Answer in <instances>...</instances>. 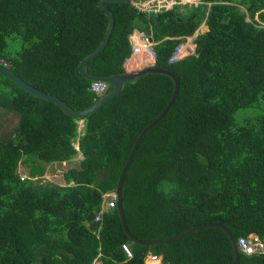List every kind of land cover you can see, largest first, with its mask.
Listing matches in <instances>:
<instances>
[{
  "label": "trees",
  "instance_id": "trees-1",
  "mask_svg": "<svg viewBox=\"0 0 264 264\" xmlns=\"http://www.w3.org/2000/svg\"><path fill=\"white\" fill-rule=\"evenodd\" d=\"M97 1L0 0V61L72 110L91 105L99 96L76 66L106 27ZM200 2L154 13L131 3L107 6L112 31L86 70L122 74L128 36L137 31L151 38L153 66L178 81L172 104L142 136L125 172L123 219L141 241L217 224L235 242L257 237L264 247V0ZM202 21L206 31L193 39V55L169 64ZM172 91L160 74L127 82L78 134V120L0 75V109L17 116L15 128L0 135V264H143L146 255L159 257L158 264H232V245L216 228L143 246L123 233L116 205L94 221L101 195L114 192L136 137ZM77 153L81 159L61 173L63 185L42 180L44 165L70 163ZM237 264H264V254L238 251Z\"/></svg>",
  "mask_w": 264,
  "mask_h": 264
},
{
  "label": "water",
  "instance_id": "water-1",
  "mask_svg": "<svg viewBox=\"0 0 264 264\" xmlns=\"http://www.w3.org/2000/svg\"><path fill=\"white\" fill-rule=\"evenodd\" d=\"M138 1H140V0H98L96 3L97 9L99 11H101L106 18V27H105L102 39H101L100 43L98 44L97 48L94 49L91 53L84 56L78 62L77 66H76V71L83 79H85L89 82H102V83L107 84V86L110 88V90L108 92H106L105 94L101 95L96 101H94L91 105L87 106L86 108L81 109V110H72L64 102H62L59 98H57L53 95L41 92V91L31 87L30 85L23 82L20 78L15 76L10 70H8L7 68H5L1 65H0V75L3 76L4 78L8 79L9 81H11L14 85L18 86L20 89H22L23 91H25L29 95H31L35 98L41 99L43 101H47V102L52 103L65 116L78 120V122L80 124L83 123V120L85 118H87L89 115H91L96 110H98L106 102H108L112 98L116 97L121 92L122 87L125 83L135 81L138 78H140L144 75H147V74H160V75H164V76H167L168 78H170L172 81V84H173V91H172V95H171L169 101L167 102V104L165 105L163 110L159 113V115L149 125H147L136 137V139L133 143V146L131 148V151H130L124 165L122 166L120 173L118 175L117 181H116V186H115L113 193H114L115 198H116V211L118 213V217L120 220L121 229H122L123 233L128 237L130 242L135 243V244H139V245H143V246H150V245H155V244H161V243L165 244V243L171 242L173 240L181 238V237H183V236H185L191 232L197 231V230L202 229V228H216V229L221 230L222 232H224L227 235V237H228V239L232 245V248H233L232 264H237L238 249H237L236 243L233 240V238L231 237V235L229 234V232L220 225L205 224V225L197 226V227H194L190 230H187V231H185V232H183L177 236H174V237H171V238H168L165 240H160V241L137 240L131 234H129V232L127 231V228L125 226L122 208H121V187H122L125 172L131 163L135 149L138 146L142 136L144 134H146V132L150 128H152L164 116L167 109L172 104V102L176 96V93H177L178 81L172 72H169V71L163 70V69H156L153 66V64L147 65V66L140 68V69H137V70H132V71H125L124 70V72L122 74L110 75L107 77H98V76H94V75L90 74L86 70V66H87V63L89 61L94 59L103 50V48L107 44L108 38H109L110 33L112 31L113 16H112L111 12L108 10L107 6L109 4L134 3V2H138Z\"/></svg>",
  "mask_w": 264,
  "mask_h": 264
},
{
  "label": "built area",
  "instance_id": "built-area-1",
  "mask_svg": "<svg viewBox=\"0 0 264 264\" xmlns=\"http://www.w3.org/2000/svg\"><path fill=\"white\" fill-rule=\"evenodd\" d=\"M187 4H192L195 7L201 4L200 0H144L131 3V5L141 11V12H158L160 10H169L174 5L185 7ZM209 6V4H207ZM194 36L191 37H183L182 41L175 47L172 54L168 58V63H174L178 60H181L187 56L193 54L194 44H193ZM130 44V57L140 56L142 52H146L148 55L150 62L152 64L154 61V54L152 51L153 43L151 42L149 36L144 35L142 33L134 34L132 33L129 37ZM3 67H7L6 63L1 61ZM107 84L102 82H90L89 91L95 96H101L107 92ZM77 133L80 134L81 124H77ZM73 148L77 150L76 142L73 143ZM79 156V153H77ZM63 164V162H62ZM22 179V178H21ZM116 205V198L113 192L101 195V203L99 206V210L94 217V221H99L102 213L106 212L108 209L113 208ZM236 246L239 252L244 255H252V254H264V247L258 241L257 237L253 238H238L236 240ZM120 249L125 254L127 258L131 257L129 249L126 245H121ZM159 257L153 255H146L143 259V264H158ZM92 264H100L96 259L93 260Z\"/></svg>",
  "mask_w": 264,
  "mask_h": 264
},
{
  "label": "rangeland",
  "instance_id": "rangeland-1",
  "mask_svg": "<svg viewBox=\"0 0 264 264\" xmlns=\"http://www.w3.org/2000/svg\"><path fill=\"white\" fill-rule=\"evenodd\" d=\"M187 7L195 8V6L192 5V4H187L185 7L181 6L179 8L181 10H184ZM201 25H203V23ZM201 25H199L200 27H198V29L196 30V34H201V33L205 32L204 31L205 28L202 27L204 29L203 30L201 28ZM137 69H139V68H137ZM127 70H130V69L127 68ZM16 123H17V116H16L15 113H13L11 111H6V110L0 109V135H2L4 133L11 132L15 128ZM77 124H80V123L78 122ZM80 159H81V156L79 155V156H75V158L73 160L71 159L70 163H63V164L61 163L59 165H55L53 163H49V164L44 165L45 174L42 177V180L50 182V183H53V184L63 185V180H62L61 173L64 172L66 169L73 167V165H74L73 163L74 162H78ZM16 173L21 178H24V176L26 175V167H25V165L20 163L17 166Z\"/></svg>",
  "mask_w": 264,
  "mask_h": 264
},
{
  "label": "crops",
  "instance_id": "crops-1",
  "mask_svg": "<svg viewBox=\"0 0 264 264\" xmlns=\"http://www.w3.org/2000/svg\"><path fill=\"white\" fill-rule=\"evenodd\" d=\"M202 23H203V21H202ZM202 27H204L206 29L204 23H203V25H201V28ZM132 33L136 34V33H139V32L133 31ZM128 61H133L132 65H130L129 67H128V65H126V62H128ZM145 64H149L148 58L146 56L140 55V56H136V57H130L128 60H125V62L123 63L122 67H123V69L125 71H132V70H135V69L137 70V68L140 69V68L145 67ZM127 68H129L130 70H127Z\"/></svg>",
  "mask_w": 264,
  "mask_h": 264
},
{
  "label": "clouds",
  "instance_id": "clouds-1",
  "mask_svg": "<svg viewBox=\"0 0 264 264\" xmlns=\"http://www.w3.org/2000/svg\"><path fill=\"white\" fill-rule=\"evenodd\" d=\"M197 29H198V28H197ZM197 29H196V30H197ZM204 31H206V29H205ZM131 34H132V33H131ZM131 34H130V35H131ZM136 34H137V33H136ZM130 35H129V36H130ZM196 35H197V34H196V31H195V32L193 33L192 36H194V38H195ZM129 36H128V37H129ZM189 37H191V36H189ZM149 38H150V37H149ZM150 40H151V38H150ZM181 41H182V40H181ZM128 42H129V40H128ZM151 42H152V41H151ZM129 46H130V44H129ZM193 52H194V49H193ZM192 55H193V54H192ZM129 58H130V54H129ZM129 58H128V59H129ZM128 59H126V60H128ZM178 61H179V60H178ZM167 62H168V60H167ZM152 64H153V63H152ZM0 65L2 66L1 61H0ZM6 65H7V64H6ZM147 65H150V64H146L145 66H147ZM5 68H7V67H5ZM99 97H100V96H99ZM77 123H78V122H77ZM81 126H82V124H81ZM79 155H80V154H79Z\"/></svg>",
  "mask_w": 264,
  "mask_h": 264
},
{
  "label": "bare ground",
  "instance_id": "bare-ground-1",
  "mask_svg": "<svg viewBox=\"0 0 264 264\" xmlns=\"http://www.w3.org/2000/svg\"><path fill=\"white\" fill-rule=\"evenodd\" d=\"M203 29V28H202ZM204 30V29H203ZM141 55H143V56H146L147 58H148V61L150 62V59H149V57H148V55L146 54V52H142L141 53ZM141 62V61H140ZM132 63H133V61H129L128 62V67L130 66V65H132ZM136 64V63H135ZM141 65V64H140Z\"/></svg>",
  "mask_w": 264,
  "mask_h": 264
}]
</instances>
